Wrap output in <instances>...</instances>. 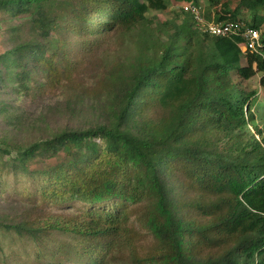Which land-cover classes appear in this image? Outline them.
<instances>
[{
  "label": "trees",
  "instance_id": "obj_1",
  "mask_svg": "<svg viewBox=\"0 0 264 264\" xmlns=\"http://www.w3.org/2000/svg\"><path fill=\"white\" fill-rule=\"evenodd\" d=\"M172 2L182 12L147 17ZM187 2L0 0V232L36 247L24 258L0 240V264H264V133L246 85L264 86V48L202 33ZM260 9L204 14L262 29ZM56 90L68 112L94 100L90 123L25 108Z\"/></svg>",
  "mask_w": 264,
  "mask_h": 264
},
{
  "label": "rangeland",
  "instance_id": "obj_2",
  "mask_svg": "<svg viewBox=\"0 0 264 264\" xmlns=\"http://www.w3.org/2000/svg\"><path fill=\"white\" fill-rule=\"evenodd\" d=\"M229 0H219V4L212 6L210 3V0H198V4L202 7L203 10H205L206 13L208 12H214L216 8H221L222 5L227 3ZM169 12V13H168ZM181 7L178 3L172 2L168 10L166 11H156V10H150L147 13L148 18H158L161 22L165 21L168 18V14L172 13H180ZM259 13L264 15V10L260 9L258 11ZM168 13V14H167ZM253 13L248 12L247 10L242 11V17H244L246 20L252 19ZM157 20V21H158ZM262 30H264V25L262 27ZM260 78L261 74L256 75L254 78L249 80L248 84H246L248 87H251L252 89L258 90V101L257 105L255 107V115H256V121L263 130L264 133V86L260 85ZM88 96V95H86ZM45 104H39L34 105L30 103L29 101H26L24 103L25 108H28L29 111L35 112L34 114L39 113V111H45V114L51 115L48 116L50 120L52 121L51 124L53 126H70V127H76V126H86L90 123V121L93 119L90 107L92 104H94V100L92 99H85V105H81L80 103H76V101L71 102L72 108L71 111H66V95L61 90H56V92L51 93L50 95H45ZM90 97V96H88ZM24 99V98H22ZM23 100L19 101V104H22ZM50 104V105H49ZM67 114H65V112ZM60 112L61 115H57V113ZM249 129L254 133L253 125L249 126ZM257 138H260V135H257ZM3 180L7 183V185L16 186L15 182V174L12 173H4ZM23 183V182H22ZM1 204H3V207L7 208L10 205V202L7 200H2ZM0 240L5 245V250L8 254H11L13 251L18 252L20 255H22L24 258L29 256L30 253L34 249H36L35 244L26 242L25 240H20L17 237L12 236L9 233H2L0 232Z\"/></svg>",
  "mask_w": 264,
  "mask_h": 264
},
{
  "label": "built area",
  "instance_id": "obj_3",
  "mask_svg": "<svg viewBox=\"0 0 264 264\" xmlns=\"http://www.w3.org/2000/svg\"><path fill=\"white\" fill-rule=\"evenodd\" d=\"M182 9L190 15L195 26L202 33L222 37H240L242 39L240 47L243 53L247 51L259 52L264 48L262 29L246 26L242 22L209 20L202 7L194 2L184 3Z\"/></svg>",
  "mask_w": 264,
  "mask_h": 264
}]
</instances>
